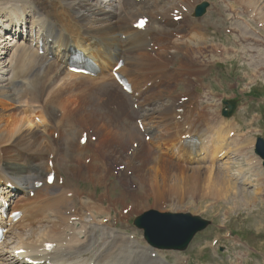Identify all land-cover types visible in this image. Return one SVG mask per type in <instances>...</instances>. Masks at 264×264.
<instances>
[{"label":"bare ground","instance_id":"1","mask_svg":"<svg viewBox=\"0 0 264 264\" xmlns=\"http://www.w3.org/2000/svg\"><path fill=\"white\" fill-rule=\"evenodd\" d=\"M239 2L257 12L264 21V0ZM104 3L103 0H0V186L8 182L16 185L18 194L21 192L22 195H18L19 201L15 203L14 209L25 212L22 219L8 229V238L12 240L13 246L6 240L0 247V264H27V257L34 260L51 257L60 264H173L164 258V251L143 243L137 236L132 239V234L137 232L129 233L110 223H101L98 214L110 215V212L105 211L106 205L96 203L94 197H90V203L83 202L84 192L70 187L71 183L68 184L66 180L60 186L58 175L53 185L45 183L41 189H37V195L33 198L25 196L32 188L33 181L42 178L50 170L48 161L51 154L55 155L53 170L65 172L71 182V178L86 179L94 185L103 186L109 177L105 166H109L107 169L113 172V167L116 171L119 166L126 164L118 177L123 185V194L110 200L109 205L117 207V204L130 198L131 202H125L124 207L131 206L132 214H143L150 209L151 199L155 206H160L162 200L167 202L171 199L175 202L177 199V205L182 204L187 197L192 198L196 193H210L218 199L227 198L233 187L238 197L241 196L247 203L257 204L259 190L264 189L263 185L249 193L247 189H238V180L235 181L237 183L231 182L232 162L229 160L232 153L226 154L227 160L218 164L219 169L204 162L189 164L176 157V153L181 151V139L178 136L183 127L189 123L196 127V120L205 126L214 127L212 117L216 115L213 110L185 109L179 121L176 106L178 95H174L173 102L167 101L165 106L158 103L159 98L176 91V88L165 83H161L160 89L155 82L159 74L168 70L169 79L184 82L188 87L192 81L187 75H193L196 79L199 74L209 71L201 64L194 66L195 61L187 57L189 51L183 53L186 57L181 56L182 50L178 46L181 40L173 39L184 36L187 27L193 23L191 14L195 5L191 0H141L140 3L137 0H109ZM183 7L188 9L183 12L186 25L176 23L170 16V13ZM146 13L151 16L147 29H134L132 22ZM24 22L31 34L36 32L41 37V33L46 32L56 40L54 45L58 48L52 49V59L47 54L40 55L39 50L32 48L22 36L18 41L16 39L15 44H11L18 36V24ZM237 27L236 30H240V36L246 42L256 40L254 35L246 33L245 27ZM124 34L127 39H123ZM208 35L209 31L204 32L202 37L190 33L188 43L207 40ZM151 42L159 43L157 50L152 48L149 51ZM72 44L102 68L100 76L68 73L67 59ZM248 44L253 45L251 42ZM170 49L174 51L169 60L167 52ZM122 57L126 59V64L121 71L135 82L136 91L143 93L140 101H134L139 103L141 111L131 109L129 100L124 99L128 95L120 91L110 76L111 69ZM177 61L180 62L179 67L173 70L170 66ZM149 80L154 81V86L143 89ZM196 92L201 93L200 90ZM114 93H120L124 97L123 101L118 98L117 104L113 99ZM116 104L123 113L132 111V115L143 119L145 132L152 135L151 147L145 141H140L134 148L135 140H131H140L142 131L129 128L125 121L122 127L112 123L118 122L119 117L122 120L126 117L116 113L119 117L115 118L114 112L106 107ZM38 114L42 116L41 124L34 119ZM84 121L95 128L98 139L96 143L88 142L85 148H80L84 149L80 153H68L64 146L72 144V136L61 144L62 136L78 131L75 125ZM59 129L64 133L56 141L53 132ZM231 132L218 131L217 139L209 137L211 139L207 147L216 154L217 163L219 158L224 157V150L236 140H225V135L230 136ZM82 133L79 131L80 136ZM247 140L252 143V139ZM239 143L237 141L241 149ZM91 151L97 154L108 151L115 158L113 164L105 160L102 168L97 166L99 161L93 159L88 165L77 168L74 159L80 160L85 152ZM236 151L239 156L247 153L238 152V149ZM247 160L248 165L254 163L250 173L254 172L261 179L260 161H253L255 158ZM118 161L121 163L116 166ZM130 170L133 177L129 176ZM234 175H239L244 184H247V180L250 184L254 182L249 172H244L242 168L236 170ZM132 179L136 183L134 188L129 187V180ZM2 190L10 199L17 194L7 187ZM68 191L73 192V197H67ZM75 205L79 207L78 211L91 206L89 209L94 213L92 219H83L77 210L68 215ZM175 205L168 207L179 209L181 206ZM72 216L75 220L70 223ZM49 242L56 244L53 253L43 250ZM19 249H24L26 253L16 254ZM154 252L158 253L155 257ZM242 259L241 256L238 262ZM182 260L180 258L178 264ZM185 263L186 260L182 264Z\"/></svg>","mask_w":264,"mask_h":264},{"label":"rangeland","instance_id":"2","mask_svg":"<svg viewBox=\"0 0 264 264\" xmlns=\"http://www.w3.org/2000/svg\"><path fill=\"white\" fill-rule=\"evenodd\" d=\"M103 1H105L104 4L109 2V0H103ZM212 1L215 2L219 0H212ZM224 8L226 7L224 6ZM223 12H224V15L223 14L220 15L217 12L216 13L213 12V17H212V21L217 22V23L219 22L218 24L222 28L221 32L216 33L214 31H211V29H209L208 39L197 41L196 43H198V45H191L190 47L181 48V44H185V43L180 41L178 43V46L180 50H182L181 56L186 57L185 55H183V53L186 51H189V53L187 54V57L195 61L194 66H198L199 64H201V63H198L199 61L205 62V64H202V65H207L206 70H209V74L201 75L200 78L206 79L207 86H209V84L212 83L215 99L213 98L211 99V101H212V104H214L215 106L210 109H212L215 112L216 118L218 119L221 118L220 115L222 114V107H224L223 103L219 102V99L223 98V96L230 94V97H236L240 100V106L242 108L233 117L235 121L238 122L239 128L237 129L239 130V134H242L245 129L247 130V129L252 128L255 130L251 133L253 135L251 134L248 135L244 133V136H243V137H247V139H252V143H250V140H247V139H245L247 141L245 140L243 141L241 136L238 135L237 141L240 142L239 143L240 146L242 145V147L246 148L247 145H249V147L253 145V142L257 138V136L261 135L264 137V50L259 49V52L257 54V49H256L257 45L259 47H264V43L262 41L257 40V43L253 42L254 44L252 45L251 48L250 46H246L244 48L243 46H241V44L245 45L247 42H245L244 39L240 38V35L238 34V32H235L234 34H230V35L223 33V27H227L228 25L230 26L232 24V19H231L232 15L229 13V11H226V9H224ZM237 28L239 29L240 27H237ZM213 36L218 37L222 43H224L225 45H228L227 47L229 48L230 52H226L225 55H223L224 59L220 58L216 61V58L218 57L216 58L210 57L211 46L209 47V45L214 42L212 38ZM183 47H185V45H183ZM176 56L177 55L175 53V57ZM207 59H211L208 61H211L212 63H208ZM179 64L180 62L177 61L173 64V65H176L174 66V68H172L171 66L170 67L173 70H176L175 68H178ZM252 76H253V79L251 81V85L248 86L246 82L250 81V78ZM187 77L189 79L191 78L190 76H187ZM217 77L221 78L220 79L221 84H218L216 82ZM192 79L194 80V77H192ZM228 82L230 83L238 82L239 85L235 88L236 90H229ZM194 83H196V79L194 80ZM175 88H176L175 93L173 94L167 93L164 100L161 101L159 99L160 102L158 103L164 106L167 104V101L173 102L172 101L173 96L177 95L178 93H182L186 89L183 82H179ZM218 91H221V92H218ZM233 92L238 93V94L234 95ZM255 96H259V97H255ZM234 119H232L233 122H234ZM80 123H78V125H75L78 127V131L77 130L74 131L72 135H68L66 131H65L66 134L63 135L64 131H62L63 138H62L61 144L63 143V140L68 141L70 137L72 136V139L70 140L72 144L68 146L69 144L67 143L64 146V148H66L68 153L74 152V144L77 140L79 131L81 130L89 131V130L95 129L93 126H91L90 123H87L86 121L80 122ZM235 128H236V124H235ZM95 135H96V132H95ZM143 136L144 134H142V137ZM135 139L136 138L132 139L131 141H134ZM138 141L139 143H141L144 140L140 139ZM93 143H96V141ZM148 146L151 147V145L149 144ZM101 148H103V145L101 146ZM131 152L132 150L129 151L128 154L131 155ZM89 153L90 152L88 153L85 152L82 158H80V160L74 159V161L76 162L74 163L77 166V168L82 167L83 165L82 159L84 156L90 155ZM91 153L93 154V156L92 155L91 156L93 157L94 161H97V162L99 161L97 163L98 167L101 166L103 168V164H105L104 163L105 160L109 161L110 165L113 164L114 157L108 151L104 153H101V152L98 153L99 154L98 157L95 156V155H98L96 152L91 151ZM237 158L239 160L238 162H237ZM95 159H98V160H95ZM246 160L247 159H244L243 157L240 158L238 156H235V158L233 157L232 160H229V162L232 161V165L234 169L232 172V178H230L232 183L238 180L236 176H233L236 166L238 167L241 166L244 171H246V168H249ZM120 163L121 161H118L117 163H115V165L119 166ZM67 164L70 165V162H67ZM86 165L88 164L86 163ZM63 166L65 167V165ZM125 167H126V164H125ZM214 167L216 168V165ZM63 173L66 175L65 172ZM117 177L109 175L107 180H105L106 184L103 186L94 185V183L89 182L86 179L81 180V179L71 178L72 180L71 182L70 178H68L67 175L65 179L67 183L68 182L71 183L70 185L71 187L79 188L84 192L83 202L87 201L86 203H90V197L92 198L94 197V200L97 199L99 202H102L100 200V197L103 196L105 189L107 190L104 195L110 194L109 193V190H110L111 196L108 195L110 199L107 198V200H105L104 202L105 204L109 205L110 204V202L108 203L109 200L117 199L123 194V185H121L120 180ZM241 179H239V181ZM131 182L133 183L134 186L131 185ZM247 183L248 184L246 185L244 184L241 185L237 183L238 189L240 191L242 189H247L249 193L251 192L253 193V191H255V188L257 189L260 188L258 187V183H256L255 181L254 183L250 184L247 180ZM129 187L131 188L136 187V183L135 181H133V179L129 180ZM234 189L235 187L232 188V192L228 195L227 198L218 199L217 197H215L214 195L210 193L207 195L196 193L192 198L187 197L183 201L182 204H178V205L176 203L177 199H176V202L174 199L167 200V202H165V200L164 201L162 200L160 206H155L153 203V200L152 199L149 200L150 208H154L162 212H184V213L190 212L193 215H199V216H202L212 221V225L205 231L199 233L195 237V239L192 241V243H190L187 250L170 251V252L166 251L167 258L170 261L174 263L176 262V264H178V262H180L179 257H182L185 255L186 257H189L190 264H237L235 262L240 257L239 255L240 254L242 255L243 252L244 253L247 252L248 254L246 258H244V260L239 264H264V189H260L261 191L259 190V193L257 195L259 198L255 196L256 198H258L257 204L247 203L245 199H242L241 196L238 197L237 194L234 193ZM91 195H94V196H91ZM256 198L254 199L255 203H256ZM101 199L104 200V196ZM125 202L129 203L131 202V199L129 198L126 201L117 204L119 210L124 208V206L126 205ZM170 205H175V207L180 206V205L181 206L179 209L177 208L170 209L168 207ZM113 211L114 209L112 208L113 216H115L114 214L115 211L114 212ZM131 214L132 213H130V216L128 219L126 218V220L121 221L117 227L120 226L119 228L122 229L127 224H131V222L133 221L136 215V214H132V215ZM99 216L101 217V216H107V215L100 214ZM113 216L111 217L112 218L111 223L113 222ZM127 221L129 222L127 223ZM136 230L141 235L143 234V231L141 229L139 230L136 229ZM230 233H231V237L227 238V235H229ZM137 235L138 233L136 234V236ZM217 237H220V240H218V243L215 244L214 247L216 248L214 250L208 249V248L213 247L212 240ZM9 243H12V240L9 239ZM204 247H207V248H204ZM164 258H166V256H164ZM181 262L183 263V260ZM185 264H188L187 259H186Z\"/></svg>","mask_w":264,"mask_h":264},{"label":"water","instance_id":"3","mask_svg":"<svg viewBox=\"0 0 264 264\" xmlns=\"http://www.w3.org/2000/svg\"><path fill=\"white\" fill-rule=\"evenodd\" d=\"M257 152L264 158L262 139L259 141ZM138 224L145 227L149 240L155 245L184 249L194 234L205 228L208 222L191 214H160L150 211Z\"/></svg>","mask_w":264,"mask_h":264},{"label":"snow or ice","instance_id":"4","mask_svg":"<svg viewBox=\"0 0 264 264\" xmlns=\"http://www.w3.org/2000/svg\"><path fill=\"white\" fill-rule=\"evenodd\" d=\"M141 24H143V22H141Z\"/></svg>","mask_w":264,"mask_h":264}]
</instances>
